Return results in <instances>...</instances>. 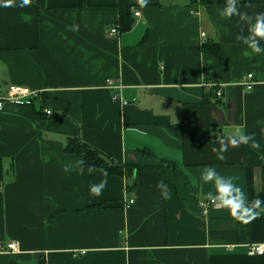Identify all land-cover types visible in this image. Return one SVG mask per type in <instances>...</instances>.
Listing matches in <instances>:
<instances>
[{
  "label": "crops",
  "instance_id": "0c3cea01",
  "mask_svg": "<svg viewBox=\"0 0 264 264\" xmlns=\"http://www.w3.org/2000/svg\"><path fill=\"white\" fill-rule=\"evenodd\" d=\"M76 1L0 0V97L9 83L36 90L0 107V241L19 242L0 264H264V250L246 252L264 247V211L200 206L216 191L199 179L209 165L248 201L264 200V55L242 54L235 37L246 26L219 15L225 0H126V29L120 0ZM239 7L264 12L259 0ZM204 82L222 86L219 101L202 102ZM237 129L260 147L229 145L218 160L211 149ZM70 136L142 168L132 177L82 168V154L64 150Z\"/></svg>",
  "mask_w": 264,
  "mask_h": 264
},
{
  "label": "clouds",
  "instance_id": "9594fccd",
  "mask_svg": "<svg viewBox=\"0 0 264 264\" xmlns=\"http://www.w3.org/2000/svg\"><path fill=\"white\" fill-rule=\"evenodd\" d=\"M148 0H141V5L147 4ZM5 6L13 3V0H4ZM29 3V0H20L19 6L23 7ZM240 0H225L224 6L219 9V15L224 18L237 17V23L246 26V34L242 27L241 32L237 33L235 39L240 41L245 47L242 54L244 56L264 55V12H257L254 15L241 10L239 7ZM74 31V29H72ZM253 133H246L242 129H237L233 134L224 138L218 147L211 150L216 154L218 160H224V153L229 150V145L237 147L241 144L249 145L256 149L260 144L255 140ZM71 166L64 164L63 171H70ZM199 179L202 182H212L215 185V193L210 194L212 199L221 207L228 209L233 215L257 216L264 211V200L257 197L253 201H248L247 197L240 186L233 182L231 176L221 174L215 166H205L200 174ZM106 179L89 186L93 195H100L106 184ZM160 187H166L163 182Z\"/></svg>",
  "mask_w": 264,
  "mask_h": 264
},
{
  "label": "trees",
  "instance_id": "16d2710c",
  "mask_svg": "<svg viewBox=\"0 0 264 264\" xmlns=\"http://www.w3.org/2000/svg\"><path fill=\"white\" fill-rule=\"evenodd\" d=\"M78 1V2H77ZM76 2L78 4L82 3V0H77ZM261 2H264V0H259ZM118 10H119V22L122 29H126L130 26L131 20L129 18V5L126 0H120L117 4ZM214 53H218V48L214 50ZM215 85H212L211 87H207V92H204V97L202 98V102L207 100L208 95H212L215 97L216 102L220 100V96H217L215 93ZM64 150L66 152H77L82 154V162L81 167L82 168H90V167H101L104 168V171L106 173H114L122 175L125 173L127 177H132L135 174V171L142 168L141 166L137 164L132 163H120L117 161H114L110 156L106 155L105 153H102V151L98 150L97 148L93 147L92 145L88 144L87 142L81 140L79 137H67L64 144ZM150 152L151 151H147ZM152 154V153H151ZM159 161L162 162V165L165 166H171L173 169V172L181 178L182 182L184 183L186 189L190 191H196V187L190 182V180L187 177V174L175 163H173L171 160H166L159 158ZM161 166V165H160ZM158 167V166H157ZM157 167H150L153 170H156L159 174H163V171L161 169H158ZM4 169L2 165V160L0 158V181L3 178ZM134 186V184H132Z\"/></svg>",
  "mask_w": 264,
  "mask_h": 264
},
{
  "label": "built area",
  "instance_id": "2783aa9c",
  "mask_svg": "<svg viewBox=\"0 0 264 264\" xmlns=\"http://www.w3.org/2000/svg\"><path fill=\"white\" fill-rule=\"evenodd\" d=\"M134 14L138 15L139 11H137V10L134 11ZM107 32H108V34H117L119 32V30H118V27L116 26V24H112V26H110L107 29ZM201 35H204V32H201ZM251 77H252V74L248 73L245 76V79H241L242 85H244L247 89L252 87L253 81H252ZM106 83L108 84V86H110V84L112 82L110 79H108V81ZM204 85L207 87H211L212 85H215L216 86V88H215L216 95L221 96L222 86L220 84L204 82ZM35 94H36V90H29L23 86L18 85V84L9 83L6 86L5 94L0 97V107H1L4 100H14V99L16 100L17 98H20V97H27V96L30 97V95L34 96ZM112 96H113L112 98L115 100L119 99V96L116 94V92H113ZM125 102L126 101L123 100V103H125ZM50 112H51L50 109H45L44 113L49 114ZM133 202H134V198H127L125 205L128 206V205L132 204ZM214 204H216V202L212 199V197H209L204 202L202 201L200 203V206L202 208V212L203 213L206 212L208 207L210 205H214ZM18 247H19V242L15 239H9V240H7V242L6 241H0V251H14V250L18 249ZM263 250H264L263 244L250 243V244H248L246 252L249 254H261Z\"/></svg>",
  "mask_w": 264,
  "mask_h": 264
}]
</instances>
